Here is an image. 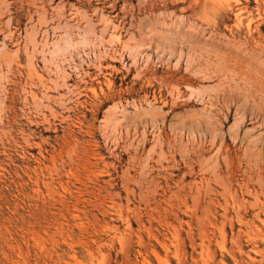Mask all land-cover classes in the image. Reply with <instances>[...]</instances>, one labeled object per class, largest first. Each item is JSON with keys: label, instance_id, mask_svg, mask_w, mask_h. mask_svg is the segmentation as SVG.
I'll use <instances>...</instances> for the list:
<instances>
[{"label": "rangeland", "instance_id": "374dc122", "mask_svg": "<svg viewBox=\"0 0 264 264\" xmlns=\"http://www.w3.org/2000/svg\"><path fill=\"white\" fill-rule=\"evenodd\" d=\"M0 264H264V0H0Z\"/></svg>", "mask_w": 264, "mask_h": 264}]
</instances>
